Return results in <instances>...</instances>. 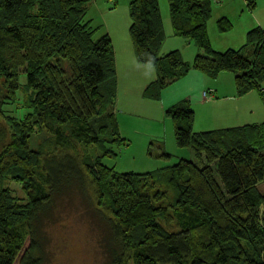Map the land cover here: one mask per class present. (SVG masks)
I'll return each instance as SVG.
<instances>
[{"label":"trees","instance_id":"obj_1","mask_svg":"<svg viewBox=\"0 0 264 264\" xmlns=\"http://www.w3.org/2000/svg\"><path fill=\"white\" fill-rule=\"evenodd\" d=\"M93 1L0 0V264H44L42 218L57 194L86 184L96 198L106 264H264V192L258 189L264 185V121L194 132L193 109L182 99L165 115L176 146L194 160L145 173H116L102 164L113 156L102 145L126 141L115 112L113 45L106 32L95 38L99 28L87 17ZM167 5L172 35L201 52L191 62L178 49L161 54L158 1L131 0L135 61L156 74L144 99L159 100L190 71L211 79L231 72L237 96H264L261 27L247 32L242 49L217 52L206 31L213 0ZM216 23L221 33L231 27L225 18ZM78 146L103 149L90 158ZM148 153L159 161L171 157L154 141Z\"/></svg>","mask_w":264,"mask_h":264},{"label":"rangeland","instance_id":"obj_2","mask_svg":"<svg viewBox=\"0 0 264 264\" xmlns=\"http://www.w3.org/2000/svg\"><path fill=\"white\" fill-rule=\"evenodd\" d=\"M130 1L94 0L88 7L87 17L91 19L95 27L99 28L95 38L106 32L111 39L115 61L117 59L119 65L118 70L116 68V99H118V103L122 102L123 106V111L115 106V112L118 110V118L125 123L122 126V135L123 138L125 137L126 145L120 147L102 145L113 152V156H106L102 159V164L113 168L116 173H145L169 165L167 161H159L153 156L150 157L149 145L146 147L143 145V141L147 143V141L157 140L156 135H160L161 138L167 137L166 142L163 138L159 140L166 143L167 151H165L171 156L170 164L176 163L181 158L189 160H194V158L189 150L176 146L171 121L165 115L166 109L160 110L165 100L145 99L150 104H154L151 109L145 108L143 105H134L133 108L125 109L124 102L144 99L142 97L144 88L139 93H135V87L130 92L124 90L128 77L123 76L119 70L121 67L125 72L129 70L126 63L132 51L128 35L130 25L128 5ZM157 1L165 33L162 54L178 49L183 60L191 62L199 48L187 39L172 35L167 0ZM263 6L264 0H254V6L251 8L248 6L247 0H213L211 16L206 23L207 37L212 49L217 52L242 49L246 43L247 32L259 25L258 21H262L264 26ZM220 18H225L231 25L230 29L223 33L219 32L217 28L216 22ZM241 53L245 56L247 51L242 50ZM140 66V70H153L151 72L153 77L150 81L152 82L156 75L154 68ZM65 68L67 69V67ZM131 80L134 81L135 78ZM23 81L24 77H21L20 82ZM128 83L133 85L132 82ZM210 86L217 90L219 99L216 103L206 106L191 103L194 112V132L215 131L264 121V96L259 95L257 91L237 96L233 73H222L216 79L205 77V87ZM141 110H149L153 112V115L150 118H145L141 114ZM7 112L15 117H20L21 114V112L15 114L14 110L12 113ZM135 112L138 113L133 116L136 119L128 117V113L134 114ZM44 138L46 136L36 140L35 144ZM102 149L98 146H89L83 151L78 146L79 153L82 151L90 158L98 156ZM10 186L16 190L17 195L21 196L22 193L17 185L11 183ZM67 189L55 196L51 209L42 218L44 264H106L108 257L102 247L101 240L103 226L95 211L96 198L93 187L86 184L84 188L75 185ZM258 189L264 192V185H259Z\"/></svg>","mask_w":264,"mask_h":264},{"label":"crops","instance_id":"obj_3","mask_svg":"<svg viewBox=\"0 0 264 264\" xmlns=\"http://www.w3.org/2000/svg\"><path fill=\"white\" fill-rule=\"evenodd\" d=\"M264 7V6H263ZM259 26L262 28V30L264 31V26L262 25V21H258ZM131 47V45H129ZM132 49V48H131ZM164 49V47L162 46L161 48V54L163 53L162 50ZM200 50H198L199 53ZM166 54V53H165ZM197 54V52L195 53ZM195 56V55H194ZM126 65L129 66V70L127 72L122 70V67L119 69L120 72L123 74V76L128 77V80L126 81V86L124 87V90L130 92V90L135 87V93H139L142 91V89L152 80L151 76V72L153 70H140L139 67H141L140 65H138L135 61V57L133 56V51H131V54L128 56V60ZM119 68V65L117 63V59L115 61V69ZM135 78V80H131ZM124 82V81H122ZM128 82H132L133 85L129 84ZM132 86V87H131ZM212 86L210 87H205V77L202 76L199 72L196 71H190L183 79L177 81L176 83H174L173 85L169 86L168 88H166L162 94H161V100L163 99L164 103L163 105H161L160 110L162 111L163 109L168 108L169 106L173 105L174 103L182 100V99H187L191 103L195 104L197 103V105H211L216 103V101L219 99V96L217 95V90L214 89ZM204 94H206L204 96ZM117 98V97H116ZM116 108L119 109L120 111H123V106H122V102L118 103V99H116ZM119 104V105H118ZM125 104V109L126 108H133L134 105L137 106H141L143 105L145 108L151 109L154 107V104H150V102H147V100L143 99V100H139L136 99L134 102L132 101H128V102H124ZM192 106V105H191ZM118 110H116V117H117V122H118V127H119V132L122 135L123 132V123L122 119L118 118ZM153 112L147 110V111H142L141 110V114L145 117V118H150V116H152ZM128 117L129 118H134L133 116L138 115L137 112H135L134 114H130L128 113ZM136 119V118H134ZM125 124V123H124ZM136 127V126H135ZM130 130V129H129ZM125 138V137H124ZM157 140H154V142H159L161 143V146L163 144V148L164 150H166V143L164 144V142H166L167 137H162L164 142L160 141L159 139H162L160 137V135H156ZM165 138V139H164ZM153 142V141H152ZM151 142L146 143V141H143V145L148 146ZM167 151V150H166ZM167 163H170V161H168Z\"/></svg>","mask_w":264,"mask_h":264}]
</instances>
